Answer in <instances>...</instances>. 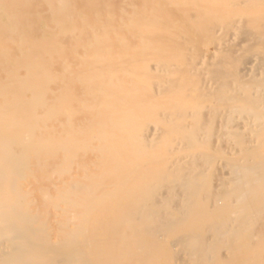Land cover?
<instances>
[{"label": "bare ground", "instance_id": "1", "mask_svg": "<svg viewBox=\"0 0 264 264\" xmlns=\"http://www.w3.org/2000/svg\"><path fill=\"white\" fill-rule=\"evenodd\" d=\"M0 264H264V0H0Z\"/></svg>", "mask_w": 264, "mask_h": 264}, {"label": "rangeland", "instance_id": "2", "mask_svg": "<svg viewBox=\"0 0 264 264\" xmlns=\"http://www.w3.org/2000/svg\"><path fill=\"white\" fill-rule=\"evenodd\" d=\"M11 149H12L13 153H15V154L18 152V148L15 147L14 145H11Z\"/></svg>", "mask_w": 264, "mask_h": 264}]
</instances>
